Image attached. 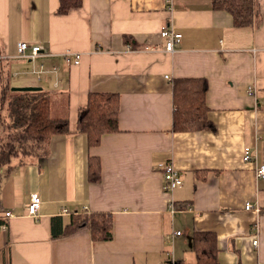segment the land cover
Wrapping results in <instances>:
<instances>
[{"label": "crops", "instance_id": "1", "mask_svg": "<svg viewBox=\"0 0 264 264\" xmlns=\"http://www.w3.org/2000/svg\"><path fill=\"white\" fill-rule=\"evenodd\" d=\"M58 6L0 0V98L3 80L33 75L34 62L16 56L18 42L38 43L49 52L35 61L46 72L11 85L48 90L53 116L69 119L44 157L0 165V218L13 213L0 228V264H196V231L216 233L220 264H264V177L255 170L264 163V0L246 26L213 0H173L171 10L167 0H83L67 14ZM164 27L182 33L173 52ZM67 51L80 52V62L67 63ZM54 66L57 74L48 72ZM182 77L207 79L213 127L174 129L173 82ZM90 92L120 95L119 130L97 146L77 129ZM246 146L255 161L244 160ZM91 156L101 162L98 181L89 179ZM167 160L183 179L172 192L164 189ZM32 193L42 200L36 216L27 209ZM171 199L190 207L173 214ZM94 211L111 213L109 240L86 227L52 235Z\"/></svg>", "mask_w": 264, "mask_h": 264}, {"label": "trees", "instance_id": "2", "mask_svg": "<svg viewBox=\"0 0 264 264\" xmlns=\"http://www.w3.org/2000/svg\"><path fill=\"white\" fill-rule=\"evenodd\" d=\"M83 4V0H59L57 13L67 14ZM215 9H225L234 18L236 26H246L256 15L255 0H213ZM125 41L136 47L130 37ZM205 77H182L173 82L174 129L177 131L211 128L208 118ZM65 100V96H62ZM53 94L39 90H14L7 78L2 82L0 98V123L6 127L0 134V165L12 170V160L44 157L49 151L52 136L69 130V119L52 114ZM120 95L114 92H90L88 102L79 109L77 129L85 133L90 146H97L105 133L119 130L118 114ZM6 169V168H5ZM1 174V173H0ZM101 178V162L97 156L89 159V179ZM4 220L0 218V227ZM86 227L94 240H109L112 237L113 218L106 211L78 213L59 234L70 233ZM196 264H220L218 260L217 235L212 231H196L191 239ZM175 264H190L182 259Z\"/></svg>", "mask_w": 264, "mask_h": 264}, {"label": "built area", "instance_id": "3", "mask_svg": "<svg viewBox=\"0 0 264 264\" xmlns=\"http://www.w3.org/2000/svg\"><path fill=\"white\" fill-rule=\"evenodd\" d=\"M168 8L171 10L173 8V0H167ZM161 36L165 41V48L169 52H173L176 48V45L181 42L182 33L176 31L171 27H164L161 30ZM131 47V44H130ZM47 49L38 43H32L27 40H20L17 44V57L22 59H28L34 62L33 67L29 70L31 73L40 77V75L44 72V65L37 64L35 61L44 55H48ZM65 60L69 64H77L81 60V53L74 51H67L63 54ZM48 72H52L57 74L58 67L54 66ZM58 83V80H57ZM256 88L251 87L249 92L250 94L255 93ZM243 158L245 161H255L256 155L254 150L251 149L250 146H246L244 149ZM164 179V189L168 192L174 191L177 187L183 184L182 175L179 169L175 166V163L172 160H167L161 165ZM257 177H264V163L259 164L255 168ZM42 204L41 197L38 193H32L30 200L27 205L28 213L30 215L36 216L40 210ZM190 203H178L171 199L169 201L168 210L169 212L175 214L183 209L189 208ZM247 209L252 207L251 203H247L245 206ZM67 211V209H65ZM13 216L11 211H7L5 215V220L0 228L6 230L7 229V218ZM180 233V231L178 232ZM253 243L258 245L259 238L258 235L254 238Z\"/></svg>", "mask_w": 264, "mask_h": 264}, {"label": "rangeland", "instance_id": "4", "mask_svg": "<svg viewBox=\"0 0 264 264\" xmlns=\"http://www.w3.org/2000/svg\"><path fill=\"white\" fill-rule=\"evenodd\" d=\"M55 74V73H54ZM37 76V75H36ZM38 77V76H37ZM54 77V76H53ZM56 80V75L54 77V81ZM37 81L35 74L31 75H18L15 78L11 79L12 84H22L24 82H34ZM64 99V98H63ZM6 127H4L3 124L0 123V134L4 133V130Z\"/></svg>", "mask_w": 264, "mask_h": 264}, {"label": "water", "instance_id": "5", "mask_svg": "<svg viewBox=\"0 0 264 264\" xmlns=\"http://www.w3.org/2000/svg\"><path fill=\"white\" fill-rule=\"evenodd\" d=\"M41 86L36 85H26V86H13L14 90H39Z\"/></svg>", "mask_w": 264, "mask_h": 264}]
</instances>
